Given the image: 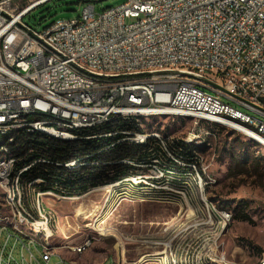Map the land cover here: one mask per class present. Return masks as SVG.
<instances>
[{
	"label": "built area",
	"instance_id": "obj_1",
	"mask_svg": "<svg viewBox=\"0 0 264 264\" xmlns=\"http://www.w3.org/2000/svg\"><path fill=\"white\" fill-rule=\"evenodd\" d=\"M19 1L0 0V129L18 117L52 128L47 112L82 128L98 117H118V107H131L135 114V108L145 113L178 104V112L188 110L189 118L218 126L230 122L231 129L264 142L249 135L247 126L231 123V116H238L247 125L264 126V0H126L100 12L87 2L78 16L58 18L42 30L23 18L47 0ZM132 6H139V15H132ZM147 64H154V72H146ZM82 73H91V80H82ZM84 93H91V100H84ZM33 109H42V116H33ZM149 131L117 141L140 145ZM61 133L65 138L69 131ZM174 139L202 140L196 132L157 138L141 163H123L126 179L118 173L117 185L105 183L87 193L113 189L119 200H180L188 206L198 199L199 206L190 204L193 212L205 211L214 230L220 217L230 222L232 213L217 209L207 196L215 183L204 156L188 157L187 163L169 160ZM160 144H168V152H161ZM30 163L35 160L0 165V189L13 194L9 212L22 216V223L0 224V264L13 263V230L22 235L20 248L28 249L25 264H51L54 255L53 264H65L59 248H47L57 226L42 201L45 178L22 180ZM150 163H157L158 171H150ZM134 168L145 169V176L134 177ZM5 170L13 171L12 179H4ZM20 191H27V200H20ZM0 216L7 214L0 210ZM212 258L227 264L223 254Z\"/></svg>",
	"mask_w": 264,
	"mask_h": 264
},
{
	"label": "rangeland",
	"instance_id": "obj_2",
	"mask_svg": "<svg viewBox=\"0 0 264 264\" xmlns=\"http://www.w3.org/2000/svg\"><path fill=\"white\" fill-rule=\"evenodd\" d=\"M125 1L47 0L23 20L42 30L58 18L78 16L87 2L94 3L96 12H100ZM26 2L20 0L19 4ZM170 116L140 117L138 122L144 130H159L168 136L170 132L179 136H190L193 132L201 135L202 140L193 141L185 157L188 160L204 156L212 174L211 183H215L207 189V196L217 209L232 213L230 222L227 220L224 225L220 217L214 230L205 211L193 212L190 204L199 206L198 199H193L189 207L180 200L162 202L127 197L119 200L113 189L94 190L81 197L45 194L43 201L53 211L50 213L57 226L53 243L73 256V261L82 258L83 264H219L212 257L221 254L227 264H257L261 259L264 146L230 127ZM208 130L214 131V135L207 134ZM243 215L248 219H243ZM90 239L83 253L72 251V247ZM21 244L16 243L12 264H25L28 250L20 248ZM54 261L55 257L51 264Z\"/></svg>",
	"mask_w": 264,
	"mask_h": 264
},
{
	"label": "bare ground",
	"instance_id": "obj_3",
	"mask_svg": "<svg viewBox=\"0 0 264 264\" xmlns=\"http://www.w3.org/2000/svg\"><path fill=\"white\" fill-rule=\"evenodd\" d=\"M132 15H139V6H132ZM146 72H154V64H147L146 65ZM82 80H91V73H82ZM84 100H91V93H84ZM171 112H178V104H168L167 109L166 108H158L157 111H147L145 113H142V108H135V114L133 112H131V107H118V117L117 116L98 117L96 122L85 123L82 126V128L80 126H72L71 123H64V122L56 121L57 112H47V122H52V128H48L47 125H42V124H33L32 125V119H26V117H18L16 124H14L13 126H10L9 128L0 129V165L9 164L11 162V159H12V162H19V161L25 160V154L19 155L18 149L20 147L15 146L18 137L24 133H25L24 135L26 136V133H32L33 134V132H40V133H43V134H46V135H49V136H52L55 138H59L62 140H67V141L68 140H74V139L79 138L78 134H79L80 130H87L88 131L91 129L94 130L96 128L102 129L107 124H110L114 120L115 117H117L121 121H123V123L124 122L127 123L128 127L123 128V129H119V130H114V131L108 132V133L106 132V134H104V135L105 136H117L118 140H120V137H122L123 135L132 134V133H135L137 131H143L144 130L138 122L140 117H146V116H151V115L170 116ZM33 116H42V109H33ZM177 116L189 117V112H188V110H181L180 112L177 113ZM231 123H238V126H247V132L249 135H256V136L264 137V126L247 125V119H238V116H231ZM222 126L230 127V122H223ZM67 131H69V133H65V138H63V133H61V132H67ZM90 137H96V135H93V136L88 135L87 136V138H90ZM157 138L171 139V136H168L167 134H164L163 132H161L159 130L149 131L148 139L145 142H140V146L143 147L142 153L135 158H129V157L123 158V159H121L120 162L125 163L128 161V163H141L142 159H145V155L148 152H150V150L154 147V142L156 141ZM255 141H257L258 143H260L261 145L264 146V142H261V140H255ZM192 142L193 141L186 143L180 139H174V142H170V150L171 151H169V160L171 162L187 163L188 160L186 159L185 155L190 152ZM25 145H27V144H25ZM30 151L32 154L34 149H30L29 152ZM160 151L161 152H168V144H160ZM195 157H197V156H195ZM47 160H48V158H47ZM72 163H76V161L73 160ZM34 165H35V163H30L31 172L22 173V180H31L32 175L43 176L42 173H40L41 169L39 171H37V170L35 171L33 169ZM65 165L69 166V164H67V163ZM150 171H158V164L157 163H150ZM117 174H118L117 172H112L110 175L116 177ZM142 176H145V169L134 168V177H142ZM79 177H81V176H79ZM12 178H13V171L12 170H5L4 171V179H12ZM119 179H126V172L124 173L123 176H121V173H120ZM57 183L59 184V182H57ZM106 185H108V186L117 185V179L111 183L106 184ZM44 186L45 187H57V185H55V184L54 185L52 184L50 186L47 185L46 179H44ZM46 190H48V191L42 192V201H43V195H45V194H54V195H59V196L62 194V193L61 194L56 193L53 190H49V189H46ZM0 191H1V193H0L1 214H7V216H0V224H2V225H16L17 223H22V216L17 215V212H9V209L12 208V206H13V194H8V189H0ZM63 194H65V193H63ZM86 194H88V193H86ZM20 200H27V191H20ZM222 218L224 221V225H226L227 220H229V218H227V217H222ZM48 219L54 220V218L50 212H48ZM13 238L15 240V245L17 242H22V235L20 234V230H13ZM89 241L90 240H87V241L79 244L74 249L80 250L79 253L83 252L86 249V247L88 246ZM47 248H58V246L54 245L53 240H50V241H47ZM22 249H24V248H22ZM25 249H27V248H25ZM22 255L24 256L23 251H22ZM13 258H15L14 254H10V262H11V259H13ZM23 258L25 259V257H23ZM257 264H264V255L261 257V259L258 261Z\"/></svg>",
	"mask_w": 264,
	"mask_h": 264
},
{
	"label": "trees",
	"instance_id": "obj_4",
	"mask_svg": "<svg viewBox=\"0 0 264 264\" xmlns=\"http://www.w3.org/2000/svg\"><path fill=\"white\" fill-rule=\"evenodd\" d=\"M118 119L119 118L115 117L110 124H107L102 129L96 128L88 131L80 130L78 134L79 138L68 141L40 132H33V134L26 133V136L24 133L18 137L15 146L20 147L18 149L19 152L17 151L19 155L26 154L30 149H34L32 154H27V157H25L26 163L35 160L33 169L35 171L43 169L42 171L40 170V173H42L43 177L46 179L47 185H57V187H47L44 189L53 190L56 193H65L71 196H80L94 187L115 181L117 176H111L110 174L112 172L121 173V176H123L125 172L121 171L124 170L126 166L120 162L121 159L128 157L135 158L142 153L143 147L140 145L126 142L118 143L117 136L104 135L106 132L108 133L128 127L127 123H123V121ZM88 135H96V137L87 138ZM39 158H44L45 160L48 158V160L39 161ZM73 160L76 161L75 165H65L67 162ZM256 167L258 169L261 167L259 162L256 164ZM56 181L59 182V184ZM43 191L45 192L48 190ZM242 218L245 220L248 219L246 215H243Z\"/></svg>",
	"mask_w": 264,
	"mask_h": 264
},
{
	"label": "crops",
	"instance_id": "obj_5",
	"mask_svg": "<svg viewBox=\"0 0 264 264\" xmlns=\"http://www.w3.org/2000/svg\"><path fill=\"white\" fill-rule=\"evenodd\" d=\"M59 248V247H58ZM74 248V247H73ZM87 249V248H86ZM85 249V250H86ZM75 250V249H74ZM84 250V251H85ZM83 251V252H84ZM82 252V253H83ZM58 254L59 255H62L63 256V262L65 263V264H83V263H85V262H83V261H85V260H83L82 258L81 259H79V258H76L74 261L72 260L74 257L73 256H70V254H68L66 251H64V250H59L58 251ZM77 254H81V253H77ZM58 255H54L53 257H52V260H53V258L55 257L56 258V261H58V257H57ZM56 261H54V262H56Z\"/></svg>",
	"mask_w": 264,
	"mask_h": 264
}]
</instances>
